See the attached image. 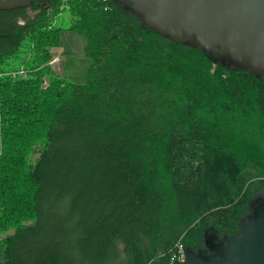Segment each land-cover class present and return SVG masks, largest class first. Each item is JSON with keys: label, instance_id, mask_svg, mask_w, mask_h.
Segmentation results:
<instances>
[{"label": "trees", "instance_id": "16d2710c", "mask_svg": "<svg viewBox=\"0 0 264 264\" xmlns=\"http://www.w3.org/2000/svg\"><path fill=\"white\" fill-rule=\"evenodd\" d=\"M63 31L85 40L83 84L49 65ZM258 198L264 77L113 0L0 10V264H171L208 226L235 234Z\"/></svg>", "mask_w": 264, "mask_h": 264}, {"label": "water", "instance_id": "95a60500", "mask_svg": "<svg viewBox=\"0 0 264 264\" xmlns=\"http://www.w3.org/2000/svg\"><path fill=\"white\" fill-rule=\"evenodd\" d=\"M51 0H0L1 11ZM137 16L145 29L177 44L204 50L215 63L264 77V0H113ZM251 202L236 234L224 236L214 253L185 248L175 264H264V198Z\"/></svg>", "mask_w": 264, "mask_h": 264}, {"label": "rangeland", "instance_id": "374dc122", "mask_svg": "<svg viewBox=\"0 0 264 264\" xmlns=\"http://www.w3.org/2000/svg\"><path fill=\"white\" fill-rule=\"evenodd\" d=\"M70 16L67 10H62L61 13L54 20V24L58 27H66L69 25ZM59 49H52L53 58L57 57L58 61L49 65L52 67L53 72L62 78L66 83L83 84L87 81V76L92 65V61L85 55V40L75 31H63L61 35V45ZM24 71V72H22ZM24 77H28V72L21 68L19 71ZM48 84L49 77L43 79V87ZM45 85V86H44ZM36 155L32 157V161L36 159ZM198 224V222L196 223ZM216 228L214 226H208L204 229ZM203 233V236H204ZM222 233H220L221 235ZM204 240V237H203ZM180 241V240H179ZM164 254V253H163ZM163 254H160L157 258L160 259ZM157 260V259H151ZM150 261V260H149Z\"/></svg>", "mask_w": 264, "mask_h": 264}, {"label": "flooded vegetation", "instance_id": "af4514ba", "mask_svg": "<svg viewBox=\"0 0 264 264\" xmlns=\"http://www.w3.org/2000/svg\"><path fill=\"white\" fill-rule=\"evenodd\" d=\"M236 234V232H235ZM235 234H221L216 228H210L209 230H206L204 233V240H203V247L198 249L197 251H201L202 253L206 255H210L211 253H214V250L212 249L213 246L216 245V243L220 242L224 236H234ZM155 264V262L153 263ZM161 264V263H158ZM165 264V263H162Z\"/></svg>", "mask_w": 264, "mask_h": 264}, {"label": "built area", "instance_id": "2783aa9c", "mask_svg": "<svg viewBox=\"0 0 264 264\" xmlns=\"http://www.w3.org/2000/svg\"><path fill=\"white\" fill-rule=\"evenodd\" d=\"M57 61H58V58L55 57V58L52 60L51 64H52V63H55V62H57ZM22 72H24V71H22ZM44 86H45V85H44ZM47 86H48V84H47L45 87H47ZM184 250H185V247L183 246V244H181V242H178V243L176 244L175 248H172V249L169 251V253H168V255L170 256V263H171V264H175V263H177V262H182V261H184V259H185V252H184ZM146 264H153V261H149V262H147Z\"/></svg>", "mask_w": 264, "mask_h": 264}, {"label": "crops", "instance_id": "0c3cea01", "mask_svg": "<svg viewBox=\"0 0 264 264\" xmlns=\"http://www.w3.org/2000/svg\"><path fill=\"white\" fill-rule=\"evenodd\" d=\"M56 49H59V48H56Z\"/></svg>", "mask_w": 264, "mask_h": 264}]
</instances>
